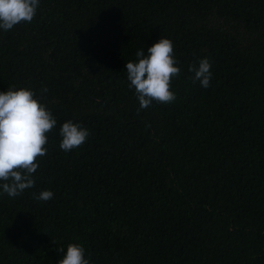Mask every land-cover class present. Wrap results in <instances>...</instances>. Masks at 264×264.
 <instances>
[{
  "label": "trees",
  "instance_id": "1",
  "mask_svg": "<svg viewBox=\"0 0 264 264\" xmlns=\"http://www.w3.org/2000/svg\"><path fill=\"white\" fill-rule=\"evenodd\" d=\"M160 36L180 62L176 99L138 112L126 62ZM204 57L207 88L187 70ZM11 85L57 125L35 186L0 189V264H57L69 242L92 264H264V0H40L31 23L0 30ZM69 119L89 137L65 152Z\"/></svg>",
  "mask_w": 264,
  "mask_h": 264
},
{
  "label": "clouds",
  "instance_id": "2",
  "mask_svg": "<svg viewBox=\"0 0 264 264\" xmlns=\"http://www.w3.org/2000/svg\"><path fill=\"white\" fill-rule=\"evenodd\" d=\"M40 0H0V30L10 31L22 23H31L37 14ZM135 60L126 62L128 87L135 90L139 108L146 109L153 102L170 104L175 101L172 81L179 77L181 68L174 54L173 41L160 36L147 50L139 49ZM212 65L207 57L188 65L193 83L207 88L212 79ZM43 91H47L45 88ZM57 120L51 110L41 103L28 87L11 85L0 91V189L10 198L20 196L35 186L33 174L38 160L47 154L48 134ZM59 147L69 152L83 145L89 130L80 123L66 120L59 128ZM54 193L48 189L33 193L38 201H48ZM62 254L57 264H92L85 257L80 243L69 242L56 250Z\"/></svg>",
  "mask_w": 264,
  "mask_h": 264
}]
</instances>
